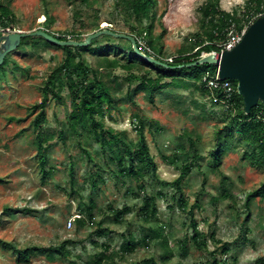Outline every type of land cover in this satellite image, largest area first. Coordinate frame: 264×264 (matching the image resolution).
I'll list each match as a JSON object with an SVG mask.
<instances>
[{"label":"rangeland","instance_id":"374dc122","mask_svg":"<svg viewBox=\"0 0 264 264\" xmlns=\"http://www.w3.org/2000/svg\"><path fill=\"white\" fill-rule=\"evenodd\" d=\"M0 1L13 13L11 28L15 32L42 29L68 40H85L99 29L108 30L132 37L160 62H170L207 44L200 36L199 22L200 8L208 1L225 13L241 15L248 0H154L147 19L127 13L118 0H88L86 4L81 0ZM261 18L264 0L261 10L245 15L238 27H251ZM151 23L155 53L142 32ZM105 36L99 37L97 46L118 44L122 52H128L117 37ZM20 46L9 53L11 60L0 73V243L14 247L9 250L0 244V264H19L18 248L57 247L65 241L69 243L64 259L50 263L44 256H36L21 264H96L102 245H108L109 250L101 264H110L109 257L111 264H146L148 260L156 264H264V201L255 198L248 210L244 208L245 194L264 183V171L243 158L244 152L253 148L240 143L235 132L230 140L226 138L225 127L235 115L227 102L214 93L204 95L199 85L188 79L187 88L156 91L149 101L134 89L141 77L155 78L157 73L137 68L106 70L98 56L84 54L86 66L111 86L116 101L114 108L105 110L98 119L106 127L125 132V140L133 144L138 141L140 119L156 171L146 172L142 181L121 177L81 126L77 128L81 134L78 144L68 131L73 110L69 92L55 87L48 95L42 126L48 136L52 135L42 143L48 148L50 168L49 176L42 178L32 144L36 141L33 122L37 112L31 108L41 101L42 90L64 53L41 43L35 46L32 41ZM199 68L212 71L215 66L203 64ZM55 79L64 81L61 76ZM232 82L233 91L241 97L238 81ZM258 106L264 104L259 101ZM220 130L223 133L217 136ZM62 131L64 140L59 136ZM218 143L226 153L214 171L207 158ZM81 147L90 153L94 164ZM187 163L193 165L179 193L171 183ZM223 188L231 191L235 204L221 198ZM145 200L149 201L146 213L142 210ZM91 201V215L82 216ZM124 209L128 212L120 216ZM79 215L84 219L82 226L75 221ZM191 221L202 235L204 245L199 248L191 241ZM157 234L160 237L155 238ZM129 238L136 247L125 253L121 246ZM163 239L173 254L167 262H161Z\"/></svg>","mask_w":264,"mask_h":264},{"label":"trees","instance_id":"16d2710c","mask_svg":"<svg viewBox=\"0 0 264 264\" xmlns=\"http://www.w3.org/2000/svg\"><path fill=\"white\" fill-rule=\"evenodd\" d=\"M82 3H87L88 0H81ZM217 3V2H215ZM118 5L123 8L127 13L134 15L137 19H147L150 17V11L155 6L154 0H118ZM253 5V6H252ZM262 0H248L245 6V11L241 15H237L236 12L233 14L225 13L221 11L217 5H213L211 1H208L204 6L200 8V22H199V32L200 36L203 38L204 42L207 43L201 46L195 53L188 56H177L172 59L171 62H161L165 66L155 65L147 62L143 58L135 55L132 51V45L130 41L125 38H116L115 40L120 42L128 52H122L120 46L107 44L102 46H97L96 41L99 38L92 40L86 47H76V46H59L52 43H47L41 37H31L28 36L21 40V46L27 44L28 41H32L33 45L43 44L47 48H54L60 50L64 53V58L62 63L53 70L50 79L46 83V87L42 90V99L39 103L33 105L31 108L32 112H37L36 117L33 122V129L36 133V141L32 144L36 148V156L38 161V166L42 172V178L49 176L50 168L48 165V148L43 147V142L50 140L52 135L48 136L43 130V123L45 122V107L47 103V98L50 92L57 88H66L69 92L70 99L73 104V110L68 117V131L72 133L74 139L78 141L81 134L78 132V126L87 132L91 138L98 144L100 155L104 160L109 162L115 167V173L119 174L123 178H128L131 181H142L146 172L151 171L155 173L156 164L153 157L150 155L149 147L146 143L144 136V125L139 119L138 129V141L133 144L131 141L125 140V132L113 130L110 127H106L98 116L102 117L105 110H110L114 108L116 101L112 96V88L107 82H104L101 78L97 76L95 72L86 66L84 54H90L91 56H98L100 58L99 64L106 70H113L115 68H121L126 71L133 70L135 68L142 69L146 71H154L157 73L155 78L151 77H141L140 83L135 87L134 93L142 92L144 95L152 101L153 95L156 91H161L166 88H187L189 83L185 80H191L199 85L200 90L206 96H211L213 93L217 98L222 99V94L219 92L209 91L199 84V80L203 71L200 70V66L187 67L188 64L193 63L199 59L202 52L210 53L215 51L216 44L225 39L227 28L234 24L236 28L239 29L238 25L244 20V16L257 13L261 10ZM0 24L3 26L11 27L13 26V13L9 8L8 4H3L0 1ZM153 25L152 23L145 27L142 32H145L147 36V45L153 53L157 52L154 45L156 41L152 37ZM100 31V29H99ZM141 32V33H142ZM50 34V33H49ZM104 37H107L103 35ZM59 41H67L66 36H53ZM161 39V37H157ZM75 42H83L84 39H71ZM137 48L143 51L142 53L160 62L155 55L149 54L148 52L142 50L135 40ZM203 42V43H204ZM126 44H129L126 46ZM114 55V58H110ZM11 56L7 55L4 59L3 66L0 67V73L5 72V67L9 64ZM192 60V62H190ZM216 69V67H215ZM214 69V70H215ZM63 77V83H60L55 79V77ZM54 79V80H53ZM166 80V81H163ZM232 85L235 83L231 81ZM57 100L61 102V99L57 97ZM229 107L235 111L234 117L229 120L228 125L225 127L226 138L230 140L232 138V133L235 132L238 141L241 143L245 142L246 148H253L249 153L246 151L243 154V158L248 160L251 165L264 171V106L253 107L248 114L244 112V105L242 97L238 96L235 92L232 94L231 98L227 101ZM223 131H218L217 136L222 134ZM60 138L64 140L65 133L62 131L60 133ZM80 142L78 141V144ZM223 145L220 143L215 144V146L209 151L208 162L210 167L214 171H218L220 167L221 160L225 155V150ZM82 152L86 153L90 163H95L92 161L90 153L83 147H81ZM165 158V157H163ZM193 163L184 164L178 177L171 183L176 191L181 193V184L184 182L187 174L190 172ZM97 178H100L98 172L95 173ZM93 181V177L91 176ZM92 187H95V183L92 182ZM140 186L139 189H142ZM221 198L228 200L232 204H235V199L229 189L223 188L220 194ZM260 198L264 201V183H262L258 188L252 190L245 194V209L248 210L250 203L255 199ZM182 200V199H181ZM90 206L87 207L85 212L88 216L91 215L92 201ZM181 205L183 208L186 207L185 202L182 200ZM149 209V201L145 200L142 210L146 213ZM128 209H124L118 214L121 216L123 213H127ZM189 213L192 214V209H189ZM83 216V215H82ZM76 223L79 225H84V219L79 217L76 218ZM192 223V236L191 241L194 246L199 248L204 245L201 242L202 235L199 233L196 224ZM105 232V231H103ZM160 237L159 234L155 238ZM69 241L61 243L57 247H42L39 245L27 246L21 249H16L17 259L16 262L28 263L30 259L36 256H44V258L53 263L58 259H64L66 253L64 251L65 246ZM3 244L7 249L14 250V247L7 243ZM161 248L163 250V255L161 256V262H167L172 257V251L168 248L166 240L161 241ZM103 251L96 256V264H101L103 259H105V252L109 250L108 245H102ZM185 246V245H183ZM136 244L129 238L127 243L121 246L122 251L131 253L135 250ZM56 256L58 257L56 259ZM110 264L112 263L109 257ZM156 264L153 261L148 260L146 264Z\"/></svg>","mask_w":264,"mask_h":264},{"label":"water","instance_id":"95a60500","mask_svg":"<svg viewBox=\"0 0 264 264\" xmlns=\"http://www.w3.org/2000/svg\"><path fill=\"white\" fill-rule=\"evenodd\" d=\"M103 35H112L117 38L128 39L135 54L147 62L165 66L151 57L139 53L136 42L132 37L114 34L108 30H100L86 37L83 42L71 40L59 41L47 31L38 29L29 33L14 32L0 38V66L5 57L16 50L21 40L31 37H41L47 43L59 46L86 47L89 43ZM203 64L213 65L218 69L222 80L238 81V88L242 97L244 112L248 114L259 101L264 104V18L257 20L244 35L242 41L230 52H225L220 57L208 54L190 63L187 67H196Z\"/></svg>","mask_w":264,"mask_h":264},{"label":"built area","instance_id":"2783aa9c","mask_svg":"<svg viewBox=\"0 0 264 264\" xmlns=\"http://www.w3.org/2000/svg\"><path fill=\"white\" fill-rule=\"evenodd\" d=\"M248 29V26L243 27L242 29H238L234 24L230 25L226 30L225 39L216 44L217 49L215 51H211L210 53L203 54L202 57L208 54H212L215 57H220L225 52L232 51L242 41ZM14 32L15 30H13L11 27L3 26L2 24H0V38ZM145 51L151 54L148 48H145ZM169 61L171 62L172 59H169ZM199 84L209 91L221 93L223 97L222 100L225 102H227L231 98L234 92L231 81L222 80L219 77L217 68L212 71H203L199 80Z\"/></svg>","mask_w":264,"mask_h":264}]
</instances>
